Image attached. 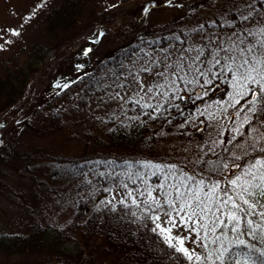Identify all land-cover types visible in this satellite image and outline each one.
Masks as SVG:
<instances>
[{
  "label": "trees",
  "instance_id": "trees-1",
  "mask_svg": "<svg viewBox=\"0 0 264 264\" xmlns=\"http://www.w3.org/2000/svg\"><path fill=\"white\" fill-rule=\"evenodd\" d=\"M191 1L118 0L100 9L96 0H50L43 6L37 15L36 37L23 62L11 60L12 65L7 61L1 65L0 166L12 171L8 178L12 182L6 184L9 201L27 210L31 221L27 219L22 231L0 233V264H188L179 253H174L179 257L175 261L163 257L164 251L171 250L151 231L155 225L146 218L149 213L142 202L138 201L139 207L132 201L122 204L113 194L126 189L125 185L128 189L145 186L140 177L157 184L158 177L143 164L170 165L172 159L161 152L168 140L188 143L191 152L175 164L197 178L204 170L198 160L219 157L230 165L226 171L231 173L239 171L232 164L244 165L258 155L255 149L264 146V122L256 119L238 131H226L223 143L209 134L204 114L195 119L203 129H194L190 118L210 102L224 99L230 87L227 78L211 74L207 77L211 84H204V77L199 84L184 81L194 80L193 69L205 70L201 61L211 60L209 50L214 52L220 42L215 32H239L252 22L237 19V9L243 7L240 0H209L225 6L213 7L214 24L205 20L192 29L188 23L201 18L202 7L190 9ZM130 2L134 4L132 15L119 11ZM159 15L170 17L158 21ZM233 20L235 25L230 26ZM92 26H97V32L79 53L62 50L65 45L74 47ZM192 35L201 37L196 46L200 44L203 55L192 62L189 78L175 76L174 88L157 91L148 103L152 108H142L146 103L141 98L139 104L131 102L130 97L139 99L129 91L145 78L155 83L160 77L156 73L165 71L163 59L149 69L139 65L138 58L170 47L191 49ZM98 42L107 48L84 66L80 56ZM52 62L56 67H50ZM66 62L73 65L71 81H64L61 73ZM171 66L168 72L175 71L177 64ZM162 78L158 82L165 85ZM244 105L241 100L233 110L240 118L251 115ZM158 106H162L159 111ZM251 129H257L260 138L252 149L242 148ZM21 130L46 143L24 147L17 141ZM7 132L9 137L4 138ZM236 156L241 159L236 161ZM3 171L7 179L9 174ZM52 210L53 216H47Z\"/></svg>",
  "mask_w": 264,
  "mask_h": 264
},
{
  "label": "snow or ice",
  "instance_id": "snow-or-ice-1",
  "mask_svg": "<svg viewBox=\"0 0 264 264\" xmlns=\"http://www.w3.org/2000/svg\"><path fill=\"white\" fill-rule=\"evenodd\" d=\"M240 2L243 7L237 9V19L241 22L251 21L252 27L233 32L228 43L218 38L220 42L216 50L213 52L210 49L208 53L211 60L205 58L201 61L205 70L193 69L194 80L184 82L199 84L200 77H204V84H211L212 81L207 78L209 74L215 78H227L231 88L227 93L228 100L232 101L228 106L235 107L245 100L244 108L251 115L245 116L244 123L251 125L253 119L264 122V24L257 19L260 17L264 20V0ZM234 25L235 20L230 22V26ZM13 35L19 33L13 32ZM171 67L167 65L164 72L156 75L167 79ZM181 68L182 65L178 63L173 77L178 75ZM179 78L184 80L183 76ZM175 83L173 79L171 84ZM143 87L140 84L141 91ZM153 87L159 94L165 85L154 83ZM153 87L147 91L152 92ZM136 95L139 96V93ZM197 98H200L199 93ZM129 100L140 103V100L132 101L131 97ZM217 103L224 106L228 101ZM141 107L152 108L153 105L143 104ZM159 107L162 106H158L157 111ZM224 110L227 111V108ZM144 114L148 115L147 112ZM235 115L238 116L239 112ZM261 138L264 139V134ZM210 151L214 152V149ZM255 151L258 155L246 160L244 165L232 164L231 168L239 171L231 173L226 171L230 165L219 157L216 160H198V164L204 165L199 178L175 164L162 165L151 161L143 164L144 168L153 170L151 175L158 177L159 181L155 186H150L148 179L140 177L145 185L140 195L146 196L143 200L149 213L146 218L155 225L151 231L171 250L164 251L163 257L175 261L179 257L174 253H179L188 264H264V146ZM234 159L239 161L241 157L236 156ZM128 196L132 197L133 205L140 206L132 191L128 192ZM244 237H249L253 242ZM187 244L193 247L189 248ZM197 247L203 249V254L196 252Z\"/></svg>",
  "mask_w": 264,
  "mask_h": 264
},
{
  "label": "rangeland",
  "instance_id": "rangeland-1",
  "mask_svg": "<svg viewBox=\"0 0 264 264\" xmlns=\"http://www.w3.org/2000/svg\"><path fill=\"white\" fill-rule=\"evenodd\" d=\"M49 1L50 0H0V45L3 46L0 47V74L3 73L1 65L4 61L9 62L13 60L18 63L23 62V59L26 57V51L29 45L36 37L35 26L37 24L36 22L38 18L37 15H39V13L43 9V6H45L47 2L49 3ZM96 1L99 4V8L102 9L105 8L108 4L117 2L118 0H96ZM191 3L192 4L189 6L190 9H194L195 7H196L195 9H199L202 7V9L199 11L201 13V18L196 20H190V23H188L189 27L192 29L201 25L205 20L213 21L212 18L214 16L213 7H216V5L220 7L225 6L224 3H221L219 1L214 4L209 0H192ZM49 5L54 6L55 3L50 2ZM126 6L127 7L124 10L123 8H121L119 11L121 12L124 11V13H126L125 15H132L131 11L132 8L134 7V4L130 2ZM189 11H190L189 9L186 10V12ZM218 14H220L219 16L223 17V14H221V12L220 13L218 12ZM119 17H121L120 13L116 15L117 19ZM169 17L170 16L167 15L164 16L159 15L157 20L163 21L168 19ZM257 19L260 20V23L262 24L264 23V20H261L260 17H257ZM95 27L97 26H92L88 28L80 37L81 41L79 42L78 40L74 43V47L65 45L66 47L63 46L62 50H71V52L73 53L74 52L79 53L78 52L80 51L79 49L83 44L87 42L86 40L88 38H92L95 36L97 32V29ZM248 27H252V24L247 26L246 28ZM13 32H18L19 35H13ZM215 33L219 38L223 39L225 43L229 42L228 38L233 34L230 33V31H225L223 34L218 32ZM200 39H201L200 36L192 35L190 39V42L192 44L191 49L184 50L181 49V47L176 46V47H170L167 50L162 49L159 52H150L148 57H146L145 59L138 58V60L140 59L138 63L139 65H145L147 68L150 69V64L154 62H158L161 59H163L165 62L163 61V63L160 62L159 64L162 63L161 65L164 66L161 68H166V66L169 65L167 60L170 59L169 60L170 65L178 64V63L182 65V68L177 76H183L184 79H187L190 76L189 71L192 62L194 63V60L195 59L197 60V57H199V54L201 53V49H199L200 44L198 43V45L196 46L197 40L200 41ZM216 45L217 44H215V46L213 47L214 50H216ZM22 47H26V49L22 51V53L20 54L19 50ZM106 48L107 46L105 44L98 42L97 44L91 46L89 52L83 53L80 56L79 61H82L85 66L88 62H92L96 58V56L102 53ZM53 53L54 52L52 51L50 54L53 55ZM190 55L192 56V58H190ZM78 57L79 56H76V60L78 59ZM54 65L55 63L52 62L50 67L51 66H52L51 68L56 67ZM196 65L197 67H199L198 64ZM72 70L74 69L71 62H66L61 65V73H63L62 76L64 81H71L72 79L71 74L73 73ZM173 72L174 70H171L167 73V77H168L167 79L165 78L161 79V83H165L166 86L164 88V93L166 90H168V88H174V85L170 86L171 84L170 81L174 79L172 75ZM160 78L161 77H158V80ZM149 80L150 79L145 78L143 84L141 83L144 86L143 91H141V88L139 86L137 89L129 91L128 92L129 95H133V97L135 96L137 99L141 98L142 100L141 99L139 100H141L146 104L153 102V97L158 90L155 87H153L154 83H150ZM158 80H156L155 82L156 85H160ZM149 87H153L152 92L147 91ZM229 91H231V88ZM34 93H35V87L33 89V94ZM137 93H139V96L136 95ZM218 101L220 102L228 101V104L221 106V104L217 103ZM231 103L232 101L228 100V95H227L222 100H217V101L215 100L213 102H210L206 106L200 108L198 113L194 114L190 118L192 120V123L195 125L194 129L195 130L203 129L202 124H195V119H197V116L200 117L201 113H203L205 115V118L209 121L210 124L209 134L211 136L216 137V142L220 143V141H222L223 139V134L226 131L229 130L233 132L239 129L244 124V118H240L239 116L235 115V113L233 112L234 107L228 106ZM225 107L227 108V111L224 110ZM209 114L212 115L210 116ZM229 117H231V119H229ZM5 134L6 136L4 138H8L9 132ZM259 138H260L259 131L257 129L255 130L251 129L246 140L243 142L242 148L246 147L247 149H252L256 145V142L259 140ZM17 141L21 145L27 148H32L34 145H40V143L42 144L46 143V142L43 143L42 140L37 139V137L32 136V134H29L28 131L25 130L20 131V133L17 136ZM50 141L53 142L54 139L51 138ZM69 148L70 146L67 147V149ZM161 152L165 156H168L170 157V159H172L170 160V165H171V164H175L176 160L181 161V158L189 154L191 150L190 147H188L187 142H182L180 140H175V141L168 140L166 143L162 144ZM2 171L5 174L12 173V171L11 172L8 170L6 171V168L0 166V184H1L0 185L1 186L0 187V233H4L5 231H9V232L22 231L24 226L27 225L29 221H31V219L28 218L30 213L27 210L22 209L21 207L13 206L14 204L11 201H9L11 195L6 191V187L9 188V185L6 184L11 183L12 180L8 179L10 177V174L9 176L5 177L7 179H4L3 177L4 175L1 173ZM149 185L155 186L156 184L155 185L149 184ZM125 188L126 189L115 190L113 194V198L115 200H124L126 202H130L132 201V197L128 196V192L132 191L133 196L137 199V201L143 203V200L146 199V196L140 195V192L144 191L145 186L136 189L135 188L128 189V187ZM156 194L157 193H154V195ZM40 212L42 214V212H44V209H42ZM46 213L50 214L47 216H53L51 215L53 213V210L51 212L47 211ZM27 219L29 221H27ZM163 219L164 217L162 215V220ZM184 234L187 235V233ZM193 239H195L194 236ZM186 246L189 248L193 247L192 244H187ZM196 252L203 254V249L197 247Z\"/></svg>",
  "mask_w": 264,
  "mask_h": 264
},
{
  "label": "water",
  "instance_id": "water-1",
  "mask_svg": "<svg viewBox=\"0 0 264 264\" xmlns=\"http://www.w3.org/2000/svg\"><path fill=\"white\" fill-rule=\"evenodd\" d=\"M217 94H218V93H217ZM217 94H216V95H217Z\"/></svg>",
  "mask_w": 264,
  "mask_h": 264
}]
</instances>
